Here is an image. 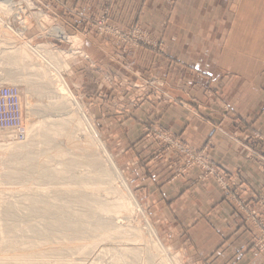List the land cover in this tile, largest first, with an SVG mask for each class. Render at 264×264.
<instances>
[{"label":"rangeland","instance_id":"374dc122","mask_svg":"<svg viewBox=\"0 0 264 264\" xmlns=\"http://www.w3.org/2000/svg\"><path fill=\"white\" fill-rule=\"evenodd\" d=\"M109 1L111 0L107 1L101 13L80 16L82 30L76 32L67 30L59 24L41 8L37 0H0V27L4 29L2 33L7 37L12 36L7 39L8 42L5 41L3 35H0V86L17 87L22 95V102L26 100L23 103L25 131L30 117L39 116L34 119L36 121L40 118L41 120L47 119L48 115L55 114L56 118L63 122L61 124L63 128L68 127L65 123L67 120H72L69 128L74 137L79 138L78 143L83 145L81 147L83 151L72 149L63 139H60L57 142V148L63 149L67 156L59 158L44 156L45 160L37 163L40 167L53 169L56 175L53 181L41 179L35 168L31 170L30 167L23 166L24 164L17 159V156L21 155L19 152L13 158L9 155L3 156L4 165L1 168L2 172L0 171V227L16 225V231L1 234L4 238L14 236L18 240L12 245L27 249L29 256L20 257L23 258L25 264L26 258L31 259L27 264L35 262L38 264H69L70 262L78 264H186L184 251L174 239L168 236V231L163 227L160 220V209H154L143 193L140 182L136 181L134 170L137 164L133 166L134 163L130 165L129 162L134 156H130L131 153L125 156L126 145L122 148L114 144V139L104 132L105 127H108L106 128L108 131L115 129L118 136L124 135L123 127L114 126L113 121L109 119L111 115H106L104 118L100 116L93 104L88 106L86 100H82L80 93H77L80 89H76L72 82H75L76 78L79 79L77 72L86 70L85 77L88 78L89 86L88 95L85 97L95 94L96 85L101 83L98 80L102 81L101 102H104L108 109L100 112H112L110 107L118 110V106L122 105L125 109L118 110V113L117 111L112 112V115L121 116L120 119L135 117L133 118L135 123L140 121L142 128L136 141L127 142L131 145L133 152H135V143L144 144V147H140L138 159L143 163H149L164 154H169L173 172L169 180L190 177L191 183L209 182L211 186L216 187L221 193V201L230 205L232 213L241 218L242 226L249 232L252 249L264 260V196L253 195L251 198L244 196L241 188L231 182L228 171L208 159L209 141L198 148L189 146L177 134L161 126L158 121V112L153 109L154 105H163L169 99L164 94L167 92L165 81L161 77L164 72L150 63L154 58L159 59L165 54L163 32L166 20H161L158 23L159 26L152 29L149 27L150 24L137 22L122 25L110 15ZM249 1L250 6L254 7L262 2V0ZM171 2L174 0H170V4ZM238 2L234 4L235 7L238 6ZM145 7L143 2L142 8ZM235 24L238 27L240 20L237 19ZM52 26L62 28L65 36L55 34L51 29ZM79 28V26L75 27L76 30ZM21 30L22 35L19 40L16 35L19 36L18 33ZM262 41H264V34L259 33L256 28H250L248 39L244 41L248 45L243 44L248 50L236 51L238 57L240 55L243 57L240 62L249 60L252 64L254 63V67L256 62H259V65L264 63V51L257 49ZM21 44L27 48L28 59L21 61L10 59L9 55L12 50ZM143 49L150 60H146L145 65L140 67L137 65L140 57L139 50ZM39 51L43 53L44 59L39 56L42 54ZM107 64L112 67L113 71L106 66ZM39 66L43 68L47 76L44 79L35 71L39 70ZM8 73L12 74L10 79L7 76ZM51 74H55V77L58 74L62 76L58 78H63L65 86L73 98L80 103V107L53 91L56 85L53 80L51 81ZM13 76L16 80H12ZM28 101L31 105L26 104ZM43 113H48V115ZM87 121L93 126L99 141L84 129ZM105 122L107 124L104 126ZM79 125L82 129L76 130ZM118 129H122V133ZM23 140L25 139L17 143ZM238 142L253 145L254 149H250L252 153L264 155V133L257 130L246 132L240 136ZM14 143L16 142L11 144ZM100 143L103 144L107 153L102 151ZM37 145L33 149H41L40 154L45 155L46 148L56 143ZM69 155L77 156V160L81 159L82 165H87L85 168L90 171L93 169L87 161L97 160L96 168L103 172L105 182H110L112 186L106 192V196L116 200L123 209L125 205L122 201L130 207V217L125 221L126 226L123 224L125 228L123 235L126 238L117 235L114 238L102 240L97 248L82 257L83 260L75 254L57 259L58 252L57 254L48 252V248L57 246L61 242L59 236L66 235L65 237L70 238L71 229L65 225H54L51 233H48L45 226L50 222L47 213L40 209L42 203L35 204V206L31 204V199L42 195L39 193L53 196L58 190L54 192L49 190V187L60 188L67 183L70 173L61 172L58 169L62 167L63 162L68 161ZM55 196L50 200L59 201L55 199ZM130 196L135 199L136 204L131 203ZM118 205L115 204L116 209H119ZM74 208L81 209L78 205L72 207V210ZM119 219L120 217H117V220ZM19 224L22 230L19 229ZM28 226H32L31 230H27ZM32 228H35L36 232ZM123 246H127L132 251L119 252Z\"/></svg>","mask_w":264,"mask_h":264},{"label":"crops","instance_id":"0c3cea01","mask_svg":"<svg viewBox=\"0 0 264 264\" xmlns=\"http://www.w3.org/2000/svg\"><path fill=\"white\" fill-rule=\"evenodd\" d=\"M37 1L64 28L79 32L80 16L101 13L108 0ZM263 2L255 7L250 6L249 0L108 3L110 15L122 25L137 22L150 24L152 29L166 20L165 54L150 62L164 72L161 75L166 84L164 94L169 98L165 104L153 107L158 112V121L191 147L198 148L209 141L208 159L224 167L231 182L248 198L264 196V155L252 153L250 149L254 146L244 145L238 139L253 130L264 133V63L256 62L254 67L249 60L240 62L243 57H238L236 51L248 50L243 44L250 28L264 34ZM73 25L80 28L76 30ZM257 49L264 51V41ZM139 55L137 65L143 67L150 58L144 49L139 50ZM77 73L79 79L72 83L80 89L77 93L82 100L88 106L93 104L103 118L111 115L109 119L114 126L123 127L124 135L118 136L115 129L108 131V127L104 132L114 139V144L126 145L125 156H134L129 162L137 164L136 181L154 209H160L163 227L184 251L186 264H264L252 249L241 218L221 201L220 191L209 182L191 183L190 177L169 180L173 173L169 154L149 163L141 162L138 152L144 144L135 143V152L127 144L136 141L142 128L140 121L135 123V117L120 119L121 116L112 115L123 111L122 105L118 110L110 107L112 112H100L108 109L101 102L102 81L98 80L101 83L96 85L95 94L85 97L89 86L86 70ZM118 130L122 133V129Z\"/></svg>","mask_w":264,"mask_h":264},{"label":"bare ground","instance_id":"6f19581e","mask_svg":"<svg viewBox=\"0 0 264 264\" xmlns=\"http://www.w3.org/2000/svg\"><path fill=\"white\" fill-rule=\"evenodd\" d=\"M51 29H53L52 31H54L55 34L63 37L65 36V32L63 31L62 28L58 26L55 27L52 26ZM3 30L4 29L0 27V35H3L5 41H8L7 39L12 38V36L7 37L6 34L2 33ZM18 34L19 36L16 35V37L20 40L22 35V30ZM39 52L42 53L41 51ZM28 56L29 54L27 53V48L23 44H21L19 46H16L12 50L11 55H9V58L13 60L21 61V60H27ZM39 56L43 58V53L39 54ZM35 71L37 74L41 75L43 79L47 77L43 68H40V66H39V70H35ZM54 75L55 74H51L52 77H50L51 81L53 80L56 85L53 91L57 93L58 96L65 97L69 100V102L76 103L80 107V103L73 98L72 94L65 86L66 84L63 78H58L62 76L58 74V76L55 77ZM7 76L10 79V76L12 77V74L8 73ZM13 79L16 80L14 76L12 80ZM26 104L31 105V102L28 101V103ZM43 114L46 116L48 115V113H43ZM56 116L57 115L55 114H50L47 116V119L44 118V120H41L42 118H40L39 120L37 119L36 121L34 119L38 118L39 116L36 118H33L34 116L33 117L29 116L30 118L28 120L29 122L27 124V130L25 131L24 134L25 140H23L20 143L17 142L14 144L10 143L5 146V155H9L10 157L13 158V156L19 152L21 155L20 157L18 155L17 156L18 158L17 157L16 158L19 159V162H22V164H24L23 166H26L27 168L30 167L31 170L32 168L33 169L35 168L36 171L39 172L40 174L39 177L41 179L51 180V181L55 180L56 177L53 169L51 168L49 169L47 167L44 168L40 167L38 166L37 163H42V160H45L43 158L44 156L46 158H59V157L67 156V154L64 152L63 149L57 148L58 140L63 139L64 142H66L69 146H71L72 149H78V150L81 149L83 151V149L81 148L83 145H80L78 143L80 142L79 138L76 139L72 134V130H70L69 128V123L72 122V120L71 121L67 120V122L65 123H67L66 125H68V127L63 128L61 126L63 122L60 121L58 118H56ZM80 129H82V127L79 125V127H77L76 130H80ZM84 129L88 130L93 135L94 139L99 141L98 136L89 121H87L86 127ZM51 143H56V145L49 146L48 148H46L45 155L40 154L39 151L41 149L40 150H37L38 148L37 149L35 148V150L33 149L34 146H36V144H38L37 146H40L41 144L51 145ZM33 144L35 145L31 146ZM99 146L101 147L103 152L107 153L103 144L100 143ZM76 157L77 156L69 155L68 161L65 163L63 162L62 167L58 169L61 172L70 173L67 179V183L61 186L60 188L56 187L53 189V187H49V190L52 191L58 189L56 192L54 191L55 193L53 196L56 195L55 199L59 201L50 200L53 199V196H48L47 193H39L42 195H38L37 196L38 198L35 197L34 199H31V204H34V206L35 204L42 203V208L40 209H43L44 212L47 213L50 222L49 225L45 226L47 228L48 233L49 232L51 233V231L53 230L52 227L54 225L57 226L65 225V227L71 229L72 232V233L70 232L71 237L68 236L70 238L65 237L66 235L59 236L62 243L59 241L60 243L57 246L48 248V252H55L56 254L58 252V255L60 252V255L56 256L57 259H61L63 256L66 255L75 254L77 257L83 260L82 257L84 255L86 256V254H88L89 251L94 250V248H97L98 244L102 240L114 238L117 235L126 238V236L123 235L125 229L123 224L126 226L125 221L130 217V207L126 202L122 201V203L125 205V208L123 209L118 205L116 200H112L111 198L106 196V192L112 186L110 182L108 183L105 182L103 172L100 171L99 168H96L98 165V161L97 160L95 161L93 159L87 161V164L93 169L90 171L85 168L87 165L86 166L85 164L82 165V160L81 159L77 160ZM2 170L0 169L1 172ZM9 175L11 176V174ZM66 196H68V198H65ZM131 203L136 204L134 198H132ZM115 204L118 205L119 209L115 208ZM72 205L74 206L78 205L80 206L81 209L76 210L74 208V210H72V207H74ZM117 217L118 218L120 217V219L117 220ZM19 226H20L19 229H21L22 227L21 224H19ZM29 227L30 226L27 227V230H31L32 226L30 228ZM15 229H16V225H11V226L3 225L0 227V234L1 233L3 234V232H7V233L14 232L16 231ZM34 232H36V230H34ZM152 233L156 237L154 231H152ZM2 234L0 237L1 240L0 263L25 264L23 263L22 260L23 258L20 257H27V255L30 254L26 251L27 249L21 248L20 247L21 245H17L20 248H17L15 245H12V244H16L17 242L16 240H18L14 236L13 238H6V237L4 238L3 236L4 234L3 235ZM24 251L26 253H24ZM121 251L131 252L132 250L127 246H123L122 249L119 250V252ZM29 260L31 259L26 258L24 261L27 264ZM34 264H38V263L35 262ZM69 264H78V263L70 262Z\"/></svg>","mask_w":264,"mask_h":264},{"label":"built area","instance_id":"2783aa9c","mask_svg":"<svg viewBox=\"0 0 264 264\" xmlns=\"http://www.w3.org/2000/svg\"><path fill=\"white\" fill-rule=\"evenodd\" d=\"M24 134V109L20 91L15 86H0V169L4 165L5 146L21 141Z\"/></svg>","mask_w":264,"mask_h":264}]
</instances>
